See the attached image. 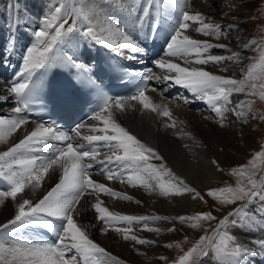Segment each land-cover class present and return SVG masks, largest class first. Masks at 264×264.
I'll return each mask as SVG.
<instances>
[{"label":"snow or ice","instance_id":"6c2138e0","mask_svg":"<svg viewBox=\"0 0 264 264\" xmlns=\"http://www.w3.org/2000/svg\"><path fill=\"white\" fill-rule=\"evenodd\" d=\"M83 3V0H56L59 6H53L50 14L45 16L38 31L34 32L35 43L28 47L23 55V67L20 73L26 80L22 83H13L6 91L16 97L20 107H15V113H21L30 107L32 102V85L27 82L31 74L37 69H45L55 66L52 53L58 45L70 42L80 29L77 23L81 20L86 23V30L82 32L84 37L91 38L95 43L109 48L127 49L133 54L144 52L137 40L120 30L119 26L109 23L107 28L96 30L93 24L95 10L93 8L76 7L75 4ZM105 4L114 5L122 14V20L130 28L143 31L145 23L149 24V35L158 32L160 22L165 18V12L169 7L181 8V19L172 29V34L167 38V59L156 60L159 69L166 70L169 75L163 77L164 81L183 86L191 91L194 97L205 100L212 106V111L220 118L221 124L225 114L234 112L238 118H247L251 113L252 101L243 100L237 102L235 107L231 97L234 93L248 95L258 94L264 99V51L260 54L259 63L251 64L247 68V75L242 80L213 74L201 67L192 66L219 64L225 60L239 59L240 54L233 52L230 56L207 55L210 49L227 47L225 44L211 43L208 40H199L185 34L194 22L198 27L194 28L197 33L213 35L218 39L225 35L221 31V25L206 22L204 15L196 11L190 13L183 10L187 7L188 0H128L120 3L119 0H103ZM155 10V15H153ZM74 18V19H73ZM70 20L72 22L70 23ZM232 28L233 25H229ZM256 41H251L255 44ZM245 44L244 47H248ZM9 51H12L10 42ZM193 55L195 60H192ZM173 58H179L185 62H173ZM68 66L82 69L91 80L90 69H85L83 64H77L71 57H64ZM139 75V74H135ZM144 80L161 79L153 77L150 73L143 77ZM256 81L260 83L257 84ZM153 91L156 89L153 88ZM8 96L0 95V102L8 99ZM138 101L144 109L157 112L172 121L171 127H175L173 113L167 105H157L146 95L145 88L138 89L136 95L129 98ZM188 103V100H184ZM125 101L117 99L114 106L121 111L125 108ZM110 101L105 104L93 119L102 121L103 127L90 129L103 133L102 135H86L82 139L88 145H96L86 150L82 143H73V137L58 132L52 126L38 123L34 129L26 134L18 143L0 151V178L9 185V190L0 191V203L6 198L18 202L14 216L7 223L0 224V264H124L118 257L106 251L100 244L94 242L84 226L78 225L74 218L79 212L82 199L88 195H94L96 202L91 207L98 214L97 219L104 225L101 229L107 232L109 228L121 233L124 240H131L139 245H152L156 242L141 238L131 233V227H115L119 222H125L131 226L141 224L142 230L158 232L160 229L150 227V222L178 221L181 225L187 224L192 229L202 227L204 221H217L211 230V234H204L173 261V264H201V260L211 253H215L221 264H242V257L247 254L234 235L229 232L230 227L249 230H264V175L259 179L254 178L256 165L255 160L264 161V150L255 153L251 168L241 165L239 169H232L238 177H247V184L238 182L235 187L210 188L207 195L218 200L222 205H232L237 201L243 202L239 207L233 208L224 216L217 218L211 211L198 212L192 215H179L170 218L160 215H128L110 211L103 206L100 194L103 193L113 198L131 200L133 197L114 190L105 183L92 178L91 169L95 165L102 166V173L109 181L119 180L127 182L131 186L151 187V181L158 184L159 191L164 196L191 194L193 199H202L201 193L191 187L181 176L173 172L165 164H154L150 161L163 160L154 148L147 146L129 130L118 123L109 111L107 117L103 112L109 108ZM247 106V110H245ZM264 119V117H260ZM29 121L24 118L8 119L0 116V142L12 133L17 132ZM111 133V134H109ZM76 135H80L79 129ZM53 141L64 142L63 146H56ZM107 147L112 155L105 159H99V146ZM38 153V154H37ZM47 153V154H45ZM215 164L216 161H213ZM115 164L116 169L105 167ZM61 171L59 180L50 190L43 195L38 202L23 198L22 194L27 189L35 191L42 186V182L51 174ZM259 200L260 205L255 213L249 211V206ZM140 203V201H137ZM259 214L260 219H257ZM11 229V231H9ZM21 229L47 230L55 235V242L47 240H21L15 238V233ZM175 227L168 229L174 232ZM264 247V241H261ZM235 247H231V245ZM178 246V245H177ZM166 247H172L171 244ZM74 253V254H73ZM161 259L166 260L165 257Z\"/></svg>","mask_w":264,"mask_h":264},{"label":"bare ground","instance_id":"6f19581e","mask_svg":"<svg viewBox=\"0 0 264 264\" xmlns=\"http://www.w3.org/2000/svg\"><path fill=\"white\" fill-rule=\"evenodd\" d=\"M201 1L202 0H188L187 7L183 10H187L190 13L199 11L206 18V22L220 24L221 31L225 33V35H223L224 38H228L227 31L231 29L228 27L229 25H233L232 28H239V30L242 31V9H235V7H243L245 0H227L229 3H231V6L230 8L226 9L228 12L223 17H220L217 12L206 11L204 9L205 6L201 4ZM119 2L126 4L128 0H119ZM203 2L208 4L210 1L203 0ZM40 3H45L46 6L39 8L41 5ZM23 4H31V6L33 5L32 10L29 7V9L23 8ZM79 4L80 3L77 2L75 6L85 7L86 10L89 8H93L95 10L93 24L96 26L97 31H99L100 28H107L108 24L111 22L114 25L119 26L120 30L125 34L131 35L133 39L137 40L140 46L145 49L144 52L133 54L127 49L121 48L118 50L115 47L110 48L119 57L121 56L123 60L127 62V64L131 65V67L143 77L150 73L153 77L161 78L159 80L152 79L147 81L148 86L145 89L146 95L151 98L153 103L161 106L167 105L169 107L173 113L175 127L170 126L172 121H170L167 117L161 116L157 112L144 109L138 101H133L129 98L123 99V101L126 102L123 111L115 108V100H112L109 108L103 112V115L107 117L108 112L110 111L113 118L118 123L129 130L147 146L154 148L156 152L161 157H163V160L152 159L150 161L151 163L165 164L168 168L172 169L174 173L181 176L191 187L196 188L197 191L200 192L210 185H215L218 183V180L221 179L224 171L223 164L222 162L220 163L221 156L219 147L223 144H228L230 139L228 131H231L232 129H229L231 119L233 120V117L236 114L231 111L227 112L225 114L223 124H221L220 118L212 111V106L209 105L205 100L193 99L195 97L190 92V90H186L183 86L175 85L174 83L169 82V86L164 87V84L167 83V81H164L163 77L169 75V73L166 70L159 69L155 63L156 60L168 58L166 56L167 38L170 37L173 27L177 25L181 19V8H168L171 15H165V18L161 20V22L164 23L165 42L159 51L153 53V32L151 35H149L148 23H145L143 31L128 27L123 23L122 14L115 8V6L105 4L103 0H88L87 3L83 2L81 6ZM55 5L59 6L56 3V0H0V95L9 97L6 101L0 102L1 104H7V106L4 108L5 110L3 109V113L1 112V116H5V118H7L8 113L12 112L13 117L10 119L24 118L29 121L28 124L22 126L21 129L17 130V132L9 135L5 141L0 142V151H5L15 143H18L19 140L22 139L26 134L30 133L38 123H43L46 126H52L58 132H63L73 137L72 142L74 144H84L86 150L90 149L91 147H95L96 145H88V143L82 139L83 136L103 134L97 131H90V129L103 127L102 121L93 119L95 115L86 122L79 125L75 130L67 131L63 126L56 127L55 124L44 121L41 118H35L26 111L21 113H15L13 111L15 107H20L21 105L17 103L16 97L8 93L6 89L9 88L14 82H26V80L20 75L23 67L22 57L24 54H26L27 48L31 47L35 43L34 32L38 31L37 27L42 26L40 21L45 16L50 14V10H52L53 6ZM153 11L155 13V10ZM25 13H36V16L33 18L32 25L29 28L15 26L13 23L14 15L24 19L22 16ZM165 13L167 14V12ZM28 18L31 17L28 16ZM71 22L72 20H70V23ZM190 23L193 25V27H191L185 34L195 39L208 40L211 43H220L226 45L225 41L222 40L223 38L218 39L213 35H204L202 33L195 32L194 28L198 27L199 25L195 24L194 22ZM76 26L78 29H80V32H77L70 42H67L63 45L75 60L80 61L84 66H86L89 65L95 58V47L97 43H95L91 38L84 37L82 35V32L86 30V23L84 21L81 20ZM12 28H15V30ZM239 37H244V34L239 33ZM10 42L12 45V51H9ZM232 49L234 51H232ZM244 51L245 50L238 49L233 46H227L224 48L217 47L210 49L207 53H204V55L227 57L233 52H238L241 55L244 53ZM138 54L139 56L136 57ZM146 58L152 61L148 67L143 66ZM192 60H195L194 55ZM173 62H178L181 63L182 66H185V62L179 58H173ZM220 64H222V62L215 65L211 63L206 65H195L193 63L192 66L201 67L213 74L237 79L232 73H228L226 65H224L223 68V66ZM129 65L127 66L129 67ZM153 88L156 90L153 91ZM172 92L174 93V95L172 94L174 98L168 99L167 95H171ZM245 95V93H234L231 97L232 104H230L229 107H235L237 102L246 100ZM184 100H188L189 102L184 103ZM198 100L203 102L207 109H201L203 104L198 103ZM190 102L197 103V107L199 108L192 110L190 108L191 106H189ZM245 110H247V106H245ZM80 128L83 129L80 131V135L77 136L76 130H80ZM53 143L59 147L63 146L64 142L53 141ZM109 155H112V153L107 147H104L101 144L99 146L98 158L105 159V157ZM213 161H216V163L214 164ZM105 167L110 169L117 168L115 164L106 165ZM90 171L94 180L105 183L114 190L126 193L127 195L133 197L131 200H124L121 198H113L105 194L103 195V193H101L99 198L103 201V206L108 207L110 211L120 212L122 214L128 215H160L174 218L178 217L179 215H185L186 212L191 210L197 201V199L192 198L191 194L164 196L160 193L158 184L154 180L150 182L152 185L151 187L142 186L143 191L136 189L137 186L129 185L126 181H109L106 179L105 175L101 174L102 166L99 164L95 165V167ZM61 174V171L57 170V172L51 174L42 182V186L39 189L35 191L27 189L25 193L22 194L23 198L31 199L33 203L38 202V200L41 199L43 195L46 194V192L58 182L59 176ZM262 175H264V172L261 174V176ZM7 190H9L8 183L0 178V191ZM149 191L154 192L156 195V203L154 206L149 203V201H151L148 193ZM137 201H140V203H137ZM18 202H22L19 197L15 201L11 198H6L2 203H0V224L7 223V221L14 216ZM95 202L96 199L94 195L86 196L81 200L80 205L78 206L79 212L78 214H75L74 217L77 220L78 225L84 226L86 228L89 237L94 242L104 247L106 251L118 257L124 262V264H152L153 262L151 263V260L149 262L146 261V257L151 259L152 255L150 256L149 253H145L146 257L144 258L142 256V258L137 253L139 250H145L142 248L143 245L136 244L131 240H127V242L122 238L121 233H118L113 229H109L107 232L101 231L104 225L97 219L98 214L91 207V205ZM259 205V200L255 201L249 206V211L255 213V209ZM83 212L85 214L84 219L81 217ZM257 219H260L259 214H257ZM157 222V224H152V222H150L149 226L158 228L163 232L166 231V235H168V232H170L168 229L173 227V225H181L178 221H173L172 219L165 221L167 222L165 224L162 223L164 221ZM117 227H131L132 231L129 234H136L141 238L154 240L156 243H159V241L153 239L151 233H148L146 230H142L143 226H141L140 229V227L138 228L137 224L135 223L129 226L124 222L122 226H119L118 224ZM9 231H11V229ZM256 231L257 234L252 235V238L257 239L258 243L256 242L255 244L257 248L250 249V247L244 244V246L242 245L244 249L247 248L246 250H248L247 254L241 258L242 264H264V261H262L264 260V247H261L260 243L261 241H264V230H259L257 228ZM43 232H47V230L21 229L15 233V238L21 240H32L34 242L38 240H47L52 242V238L56 240L53 233L50 232L52 235H54L51 238L48 236L44 237ZM241 236L243 238L249 237L250 239L251 234L248 236L246 233H243ZM168 238L169 237L162 238L159 246L164 247V245H167L169 242ZM143 252L144 251H142L141 255L144 254ZM207 258L208 257L204 258L201 264H204ZM227 259H230V257H223L221 259L216 257V261L213 264H221L222 260Z\"/></svg>","mask_w":264,"mask_h":264},{"label":"rangeland","instance_id":"374dc122","mask_svg":"<svg viewBox=\"0 0 264 264\" xmlns=\"http://www.w3.org/2000/svg\"><path fill=\"white\" fill-rule=\"evenodd\" d=\"M209 1L210 2L208 4H206V2H203V0L201 1V4L205 6L204 9L208 12L209 11L217 12V14L220 17L225 16L228 12L226 11V9L230 8L231 6V3H229L227 0H209ZM83 2L87 3L88 0H83ZM18 3L20 4L19 1ZM40 4H39L40 5L39 8H43V6H46L45 3H40ZM79 5L81 6V3ZM243 5L244 6L241 8L235 7V9H242V15H243L242 16L243 27L241 28L242 31H240L239 28H231L227 31L228 38H224V36L220 37L223 38L222 40L225 41L227 46L229 47L233 46L238 49L245 50L244 53L240 55V59L225 60L222 62V64H220L221 66H223V68L224 65H226L227 66L226 69L228 73L230 74L232 73L233 76L236 77L238 80H242L245 78V76L247 75L246 70L251 64L259 63L260 54L262 51H264V0H245V4ZM32 6L31 4L30 5L23 4V8L25 9L30 8L32 10ZM166 12L167 14L165 13L164 15H171L170 10L167 9ZM153 15H155L154 11H153ZM28 16H30L31 18H28ZM35 16L36 13L35 14L25 13L22 16L24 17V19H21L20 17L14 15L13 23L15 26L18 27L29 28L32 25L33 18ZM12 29L15 30V28ZM39 29L40 27H37V30ZM239 33H243L244 37H239ZM251 41H256V43L253 45L251 44ZM245 44H249V46L244 47ZM232 51L234 50L232 49ZM138 56L139 54L136 55V57ZM151 63L152 61L146 58L143 66L148 67ZM256 83L259 84L260 82L256 81ZM168 86H169L168 82L164 84V87H168ZM172 94L174 95L173 92L171 93V95L170 94L167 95L168 99L174 98ZM245 98L246 100L252 101L251 113L247 116V118H238L236 115H234L233 117L234 119L233 120L231 119V124L229 127V129L231 128L232 129L231 131H228V134L230 136L228 144H223L222 146L219 147L220 156H221L220 163L222 162L224 168L221 179H219L218 183H216L215 185H210L209 187L201 190L200 193L203 198L197 199L195 205L191 208L190 211L186 212L185 215H192L198 212L211 211L214 216L220 218L224 216L227 211L236 207L237 204H239L237 205L239 207L243 203L237 201L235 204L232 205H222L218 200L209 197L207 195V191L210 188H219V187H227V186L235 187L238 182H242L246 185L247 177L246 176L243 178L238 177L237 175L233 174L232 169L234 168L239 169L241 165H247L249 168H251L255 153L264 150V119L260 118V117H264V99H260L258 94L256 95L246 94ZM193 99H199V98L195 97ZM198 103L203 104V102L200 101ZM5 106H7V104L0 103V116L5 110L4 109ZM189 106H191L190 108L192 110H195V108H199L197 107V103H193V102H190ZM201 109H207V108L203 104V106H201ZM12 117H13V113L9 112L7 118L10 119ZM228 120H229V116H228ZM82 129L83 128H80L79 131H82ZM254 163L256 165L254 178L258 179L259 175L261 176V174L263 173L261 172V170L264 161L255 160ZM142 188H143L142 186L136 187V189L143 191ZM148 193L151 200L149 201V203L152 206H154L156 203V195L154 192L149 191ZM81 217L82 219H84L85 217L84 212L81 214ZM122 223L124 224V222ZM122 223H117L115 227H117L118 224L119 226H122L123 225ZM157 223L158 222H152V224H157ZM162 223L165 224L167 222L164 221ZM216 223L217 221L215 220L204 221L202 222V227L199 229H192L187 224L173 225L176 230L174 232H168V235H166L167 234L166 231L163 232L161 230L159 232L147 231L148 233H151L153 239L159 241V243L161 242L162 238L169 237L168 244H171L172 247H166V245H164V247H160L159 243H155L152 245L145 244L142 247L145 249L142 250L144 251L143 252L144 254L141 255L142 251L140 250L137 251V253L141 257L143 256L144 258L146 257L145 253L146 254L149 253L150 256L152 255L151 257L153 259L152 258L149 259L148 257H146L147 259L146 261L149 262L151 260L150 262L151 263L153 262L152 264H173V261H175L179 257V255H182L183 252L187 251L188 248L192 247V245L199 239L201 235L211 234V230ZM141 226L142 225L137 224V227L138 228L140 227V229ZM109 229H113V228L110 227ZM248 230L249 229L247 228L244 229L234 228V227L229 228L230 234L234 235L236 237V240L240 244L242 243V245L244 244L250 247V249L257 248L255 244L256 242L258 243V241L256 238H252V235L257 234V231L256 229L255 231L254 230L248 231ZM243 233H246V235L248 236L251 234L250 239L249 237L243 238L241 236L243 235ZM43 235L44 237L48 236L51 238L52 236H54L48 231L43 232ZM239 238L241 239V241ZM52 240H53L52 242H55V239L52 238ZM231 247H235V245L233 244L231 245ZM161 257H165L166 260L161 259ZM207 257L208 258L206 259L204 264H213L216 261L217 256L215 253H211ZM204 258H202L201 263Z\"/></svg>","mask_w":264,"mask_h":264}]
</instances>
